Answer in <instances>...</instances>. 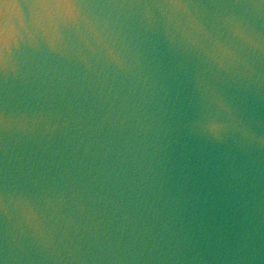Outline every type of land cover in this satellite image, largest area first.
Instances as JSON below:
<instances>
[{
    "label": "water",
    "instance_id": "1",
    "mask_svg": "<svg viewBox=\"0 0 264 264\" xmlns=\"http://www.w3.org/2000/svg\"><path fill=\"white\" fill-rule=\"evenodd\" d=\"M0 264H264V0H0Z\"/></svg>",
    "mask_w": 264,
    "mask_h": 264
}]
</instances>
